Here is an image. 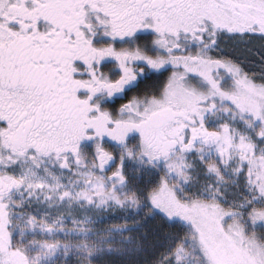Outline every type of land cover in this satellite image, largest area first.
I'll list each match as a JSON object with an SVG mask.
<instances>
[{
    "label": "snow or ice",
    "instance_id": "1",
    "mask_svg": "<svg viewBox=\"0 0 264 264\" xmlns=\"http://www.w3.org/2000/svg\"><path fill=\"white\" fill-rule=\"evenodd\" d=\"M0 264H264V0H0Z\"/></svg>",
    "mask_w": 264,
    "mask_h": 264
}]
</instances>
